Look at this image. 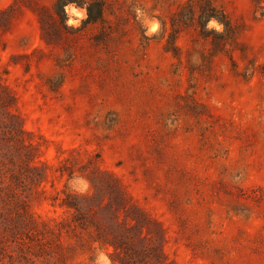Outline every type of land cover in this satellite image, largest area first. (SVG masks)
Masks as SVG:
<instances>
[{
	"label": "rangeland",
	"instance_id": "374dc122",
	"mask_svg": "<svg viewBox=\"0 0 264 264\" xmlns=\"http://www.w3.org/2000/svg\"><path fill=\"white\" fill-rule=\"evenodd\" d=\"M64 2L0 0V82L34 145L0 156V264H122L114 220L160 254L134 264H264V0H75L76 30Z\"/></svg>",
	"mask_w": 264,
	"mask_h": 264
},
{
	"label": "trees",
	"instance_id": "16d2710c",
	"mask_svg": "<svg viewBox=\"0 0 264 264\" xmlns=\"http://www.w3.org/2000/svg\"><path fill=\"white\" fill-rule=\"evenodd\" d=\"M63 8L64 6L62 7V12H64ZM90 17L91 16L89 14V20L91 22L96 21L92 20ZM14 106L15 98L6 88V86L0 82V156L8 159L12 164V157L16 150L22 148L28 149L34 146L31 142H29L30 135L24 130L18 116L12 111ZM28 169L33 170L35 168L28 165ZM38 179L41 181L42 175H40V178ZM11 181L12 183H15V187L18 185L16 183L19 181V179L16 174L13 173L11 175ZM77 198L78 197L75 195L67 194V198L64 200V205L75 211V217L77 221H79L82 228L87 226L86 222L88 221L91 223V225H94V221L90 219L88 220V218L82 212V208ZM114 223L121 228V232H119L117 236H114L110 243L114 246L117 254L124 255V257L121 258L122 264H134V258L142 257L146 259L153 253L159 261L160 254L157 253V249L152 248L151 251L149 250V252H143L133 248L135 241L133 240V237H137L143 231L141 228H139L137 223L131 226L128 221L121 223L120 221L114 220Z\"/></svg>",
	"mask_w": 264,
	"mask_h": 264
},
{
	"label": "clouds",
	"instance_id": "9594fccd",
	"mask_svg": "<svg viewBox=\"0 0 264 264\" xmlns=\"http://www.w3.org/2000/svg\"><path fill=\"white\" fill-rule=\"evenodd\" d=\"M88 7L89 5L78 6L75 0H65L64 2V26L70 30L80 29L83 22L88 19ZM137 20L141 21L145 26V35L151 36L155 34L158 29V22L152 20L147 16V13L143 9L137 7L134 9ZM215 29L217 32L222 30V25H219L215 19L209 20L205 25V30ZM70 187L75 186L76 190L83 193L88 188V182L82 177H73V180L69 182ZM96 264H112L110 256L104 251H101L96 260Z\"/></svg>",
	"mask_w": 264,
	"mask_h": 264
}]
</instances>
